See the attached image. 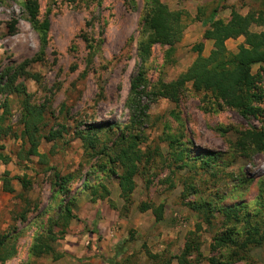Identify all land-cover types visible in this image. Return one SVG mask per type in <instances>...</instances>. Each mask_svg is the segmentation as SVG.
I'll list each match as a JSON object with an SVG mask.
<instances>
[{
    "label": "rangeland",
    "instance_id": "1",
    "mask_svg": "<svg viewBox=\"0 0 264 264\" xmlns=\"http://www.w3.org/2000/svg\"><path fill=\"white\" fill-rule=\"evenodd\" d=\"M26 1L0 0V77L15 70L16 82L25 84L31 101L45 106L41 132L59 130L60 135L54 140L41 139L38 150L43 157L23 159L21 139L14 135L22 129L20 97L0 94V113L1 103L7 99L10 113L6 122L13 130L0 141L3 152L11 157L6 164L0 161V175L8 171L14 189L6 191L0 181V235L10 236L15 248L0 264H178L175 256L180 255L197 223L201 224L197 234L202 256L196 264H211L209 258L225 260L230 249L211 245L213 237L224 230L223 217L215 212L207 223L185 202L211 200L223 205L253 200L264 178V151L241 157L233 142L239 130L260 128L262 123L232 108L208 109L209 100L195 93L190 83L177 103L164 97L152 100L150 92L158 82L174 79L193 62L198 54L193 48L196 43L202 41V54L208 55L212 41L202 38L207 26L200 19L215 6L220 5L217 17L226 20L231 9L241 14L264 11V0H161L170 9L184 11V30L170 54L168 44L155 43L150 49L142 95L149 103L148 115L138 124L142 162L128 204L120 197L117 177L100 169L106 159L97 152L101 144L111 146L131 127L126 99L140 65L138 43L145 37L146 0H36L38 18L47 17L49 22L45 46L31 23ZM261 29L252 26V30ZM237 44L230 39L229 51ZM20 66L37 74L38 80L20 74ZM257 70L254 65L252 72ZM259 84L264 96V71ZM110 126L114 130L107 134ZM97 128L100 142L86 151L76 132ZM171 138L176 140L174 149L186 148L192 169L175 161ZM207 152L215 156V162L205 170L200 168V159L194 158ZM55 173L71 174L67 194L56 193ZM21 178L29 186L23 188ZM240 180L247 182L245 189H234ZM85 182L103 184L108 194L93 201L84 189ZM102 192L99 186L98 194ZM62 198L64 203L74 200L75 214L53 243L64 255L58 259L36 257L31 254L34 237L46 229L49 214L57 211L55 204ZM143 203L163 204L162 219L156 221L152 209L141 211ZM247 253L246 260L232 264H264V245L250 247ZM189 258L194 261L195 254Z\"/></svg>",
    "mask_w": 264,
    "mask_h": 264
},
{
    "label": "trees",
    "instance_id": "2",
    "mask_svg": "<svg viewBox=\"0 0 264 264\" xmlns=\"http://www.w3.org/2000/svg\"><path fill=\"white\" fill-rule=\"evenodd\" d=\"M220 5L215 6L211 12L201 18L203 25L207 27L202 33V38L212 41V49L208 55H203L204 44L202 41L194 45L197 56L193 62L174 79L164 82L160 81L153 87L150 94L152 100L157 97L167 98L175 103L178 102L182 89L187 83H190L195 93H202L203 98L210 102L208 109L215 108L221 110L224 107L236 110L241 116H253L258 118L262 126L260 128H249L238 131V136L233 142L235 153L241 157L249 158L252 152L264 151V103L263 90L259 84L261 71H264V11H248L241 14L231 9L230 16L224 20L217 17V11ZM25 8L32 25L39 30L42 46L47 43L48 18L42 20L38 18V6L36 0H27ZM144 16L145 37L138 43V55L140 65L135 75H133L129 93L126 99V106L130 111V124L128 131L121 132L113 141L111 146L101 144L97 152L103 155L106 160L101 162L100 169L115 175L118 179L120 197L125 204L130 203L131 194L135 188L134 175L138 164L142 162V151L139 147L141 142L142 130L141 124L147 117L149 103L143 101L142 95L145 93L147 81L146 73L149 70L148 60L150 57L151 46L155 43L168 44L167 54L173 51V45L179 42L183 35L184 24L182 22L183 10L170 9L167 4L161 0H146ZM10 29H14L11 23ZM262 27L259 31L251 30V26ZM243 37L238 44L236 51L230 52L226 47V40ZM43 53V50H40ZM254 65H258V70L252 72ZM9 71L11 68L9 67ZM7 70V72H8ZM16 71L7 76L2 73L0 77V94H14L20 97V123L22 129L14 132V135L21 139L20 151L24 153L23 159L28 160L31 156L37 155L43 157L44 154L38 150L42 138L54 140L60 135L59 130L49 131L47 134L41 132L44 125L45 106L35 104L31 101V94L23 82H16ZM20 74L28 75L36 81L38 76L35 73L24 71L20 66ZM4 77V78H3ZM3 111L0 113V141L9 135L13 130L7 119L10 113L8 100L1 103ZM114 130L110 126L107 134ZM98 128L94 131H77L86 151L95 149L96 144L100 142ZM175 139L171 138L169 147L173 149L175 161L181 165L188 166L189 170L193 168L187 159L186 148L174 149ZM4 146L0 143V161L4 164L11 160V157L3 152ZM20 153L17 159H20ZM194 159H200V168L206 170L211 168L215 162V156L209 152L202 153ZM195 163L196 160H192ZM120 170V171H118ZM8 171L0 175L3 188L12 192L14 189L11 184V178ZM57 194L68 193L67 183L71 174L55 173ZM23 188L29 186V181L21 178ZM247 182L240 180L234 189H245ZM103 192L98 194V187ZM84 189L89 191L91 199L94 201L98 197L104 198L108 194L106 186L103 184L84 183ZM185 188V192H186ZM184 194V193H183ZM98 195V196H97ZM73 199L64 203V199L56 202V212L49 214L46 220V229L34 237L31 246V254L34 256L48 255L53 259H58L64 255L57 251L53 243L64 234V230L69 224L70 219L75 217L72 211ZM185 204L196 211L205 222L210 223V217L218 212L223 217L224 230L213 237L212 248L230 249L225 260H216L209 258L211 264H232L236 261L246 260L248 250L253 246L264 245V178L259 181L258 192L251 202L237 200L233 203L220 205L211 200L194 202L186 201ZM163 204L153 206L143 203L139 206L141 211L152 209L156 221L163 217ZM57 229V230H56ZM201 229V224L197 223L193 231H189L183 249L180 255L175 256L178 264H196V261L202 256L200 252V240L197 232ZM59 234H57V232ZM10 236L0 235V261H5L15 252L13 242H9ZM195 254L194 261L189 257ZM150 255V252H148ZM112 262V261H110ZM38 264V263H34Z\"/></svg>",
    "mask_w": 264,
    "mask_h": 264
},
{
    "label": "crops",
    "instance_id": "3",
    "mask_svg": "<svg viewBox=\"0 0 264 264\" xmlns=\"http://www.w3.org/2000/svg\"><path fill=\"white\" fill-rule=\"evenodd\" d=\"M252 26H253V25H252ZM252 26H251V30H252ZM259 27H260V26H259ZM253 31H256V30H253ZM230 39H232V38H229V39L226 40V42H225L226 47H227V42H228ZM232 40H237V41H238V44H239V43L242 42L243 37L240 36V37H238V38H236V39H232ZM238 44L236 45V49H237ZM227 49H228V47H227ZM236 49H235L234 51H236ZM228 50H229V49H228Z\"/></svg>",
    "mask_w": 264,
    "mask_h": 264
}]
</instances>
